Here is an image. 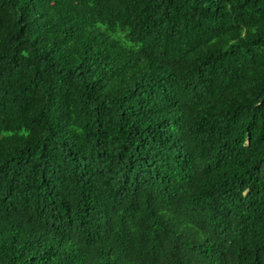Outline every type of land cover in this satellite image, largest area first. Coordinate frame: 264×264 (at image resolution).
Masks as SVG:
<instances>
[{"label": "trees", "instance_id": "1", "mask_svg": "<svg viewBox=\"0 0 264 264\" xmlns=\"http://www.w3.org/2000/svg\"><path fill=\"white\" fill-rule=\"evenodd\" d=\"M0 264H264V0H0Z\"/></svg>", "mask_w": 264, "mask_h": 264}]
</instances>
